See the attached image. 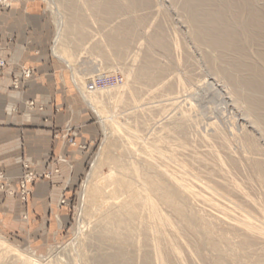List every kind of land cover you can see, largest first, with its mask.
Segmentation results:
<instances>
[{
  "label": "rangeland",
  "instance_id": "374dc122",
  "mask_svg": "<svg viewBox=\"0 0 264 264\" xmlns=\"http://www.w3.org/2000/svg\"><path fill=\"white\" fill-rule=\"evenodd\" d=\"M51 1L27 0L23 11L29 12L28 42L42 45L47 49L50 60L58 67L62 90L67 91L68 94L70 93L74 97L69 103L77 117V124L74 119L68 122L62 136L72 144L69 149V152L72 153V160H70L72 162L69 164L74 167L75 178H71L70 185L62 189L60 206L58 205L57 211L43 213L45 214V220H41L39 218L41 215L38 214L34 216L29 225L7 229L4 227V222H2L3 218H0V264H98L96 257L110 250L112 252L114 249L111 246L112 243L105 239L102 241L98 237L100 233H104V230H98L103 229L105 222L103 225L102 212L93 208L87 202L85 196L87 191L85 190L88 184L107 185L108 178L117 175L118 171L116 172L115 169L118 170V166L115 167L113 162L115 159L117 161L121 159L122 162L119 161L118 163L123 164V166H128L131 161L139 162L150 173L155 168H159V171L155 169L156 171L152 175L155 174L156 181H161L170 186L175 184L173 177L176 174L179 175L181 172L187 171L191 176L187 173L186 175H188L187 177L190 178V182L193 183L192 185L195 188L198 189L199 186L212 185L213 183L214 187H218L216 192H210L213 194L211 195L214 199H217V201L223 199L220 201L223 203L225 200L224 204L235 209L233 211L237 216L250 215L252 219L254 217L253 220L255 221L259 218L257 222H260V210L254 209L255 207L251 202L247 203L242 195L229 191L230 189L223 184L229 182L228 176L220 174L215 169V167L217 168V157L215 155L225 156L224 159L226 158L228 162L232 158L231 160L238 163L236 167L230 169L231 176L237 180L239 179L238 182H242L241 184L245 187V190L247 189L246 191L253 198L257 199L258 197L264 206V185L261 183L260 173L256 169L254 161L257 159L256 161L264 162L263 126L256 123L254 115L250 113L248 106H246L247 101L246 98L244 100L243 95L248 92V89L239 83V79H241L240 71L234 66L232 67L231 61L222 58L223 52L220 53L218 47L195 39L192 30L193 23L189 20L190 15L185 8V0H147L144 3L145 5L140 4L134 7L127 6V0H117L120 5L118 13L113 14L104 21L101 20L104 14L100 13L99 9L101 0H54L57 3L56 5ZM256 1L257 7L264 15V0ZM15 3L16 0H0V12L15 7ZM64 5L66 6L64 7ZM126 26L130 28V31L127 38L123 40L120 37L122 36L123 27ZM155 36L161 37L163 44H165L163 47L157 46L154 41ZM111 37L120 38L122 44L119 46L112 44ZM15 38L8 37L7 40L10 42ZM4 42L0 38V59L5 61V65L0 66V68L6 67L8 64V59L3 54ZM62 44L74 53L75 58L72 64H69L58 55V47ZM248 52L253 57L256 56L255 47L251 44ZM145 64L152 65L151 72H154L152 75L154 78L152 76L151 78L148 76L139 77L138 71ZM24 67L31 69L30 76L23 77L22 69ZM75 71L83 77L85 87L82 86L81 81L79 83ZM34 72L35 67L23 65L21 67L23 82L31 78ZM227 74L232 76L229 78ZM179 77L182 78L180 80L182 84L178 83ZM16 78L15 76L14 80ZM93 78L95 79L93 80ZM21 82L20 79L19 84L15 85L14 83L15 87H20ZM161 83L163 86L165 85V88L161 87ZM240 86L243 88H240ZM90 91L95 93L97 106L90 103L91 100L87 96ZM149 106H153L152 109ZM28 107L30 109L36 108V101H28ZM107 116L109 119H107ZM68 127L72 128L69 132ZM124 127L126 128L124 129ZM128 127L141 133L140 137L134 138L130 134L131 131L127 129ZM69 135L72 136L73 141H71ZM130 143L133 148L128 146ZM183 144L185 145L183 146ZM148 146H150L149 149L153 148L154 159L147 158L144 154V148H148ZM127 147L131 150H127ZM173 149H177L175 150L176 153H173ZM163 155L167 157L160 158ZM61 158L63 159V157ZM169 159L172 162H169ZM143 160H148V162ZM166 160V164L168 163L170 166L165 164ZM180 163H185L186 166L185 164H182V166ZM26 164L28 168L24 166L25 169L20 176L16 175L18 176L17 179L4 171L6 175L13 179L16 189L20 184L21 176H24L25 172L33 173L34 180L28 185L31 193L28 195L26 202L20 199L21 205L28 203L31 198L33 182H36L39 177L47 178L51 175L48 169L43 173H36L35 168L30 163L26 162ZM228 165L230 168V164ZM75 168L78 169L77 172H75ZM180 168H184V170ZM177 170L181 172L178 174V172H175ZM168 171L173 174L169 175ZM156 174L158 175L156 176ZM163 176H167V178H163ZM168 176L169 181L165 180L168 179ZM211 181L212 183H210ZM197 183L200 185H196ZM177 190L174 195L185 198V195L182 196L184 194L182 190ZM0 191L10 195L4 190ZM206 191L211 190L206 189ZM206 191L204 193L210 196ZM13 196L18 198L16 195ZM220 196L222 197L220 198ZM123 197L124 195L120 196V198ZM196 198L190 197L188 201L187 199L184 200L185 205H187L185 208L190 209V211L187 209L190 217V222H188L190 225L187 226L190 230L188 229V231L185 225L187 221L184 222L182 218L180 219L174 214L168 205L166 207V204L161 203L160 208L162 209L160 210L169 217L170 224L166 226L167 234L174 232V235L172 234L174 237L171 235V239L176 238L174 243L178 244L180 240L184 239V242L187 240V243L184 244L183 242L185 246L180 245L182 241L177 245L182 254L185 257L187 256L183 258L186 259L184 263L198 264L204 259L205 263H202L209 264L208 257L203 256V259L198 260L192 254L195 251L193 246L195 248L197 246L204 247L205 245L202 244L208 242L210 238L221 243L225 248L228 245L227 250L236 249L242 241L240 239H247L250 233L242 228L240 231L237 226L235 228V225L224 218L220 210L202 203L201 200L199 201ZM163 208L164 210L168 209L167 212ZM26 216V213H24V217ZM174 218L177 219V222ZM202 218L204 221L207 220L206 223L203 222ZM135 222H138V219ZM207 222L209 223L207 224ZM176 225H179L177 226L178 229L175 227ZM95 227H99V229ZM207 229L208 232L210 229L209 233L205 231ZM194 230L197 232H193ZM179 236L182 239H179ZM251 237L252 234L248 236V239ZM192 238L195 241H192ZM224 238H227L226 241L228 240L230 244L225 242ZM253 238L256 240V237L253 236ZM262 241L264 240L259 239L256 246L251 247L253 250L251 249L246 253L249 256L246 257L244 254L242 259L238 261L244 262L243 264H251L250 262L253 261L252 259L256 255V257H261L264 260V242ZM195 242H197V246ZM187 246L188 248H186ZM144 247L149 248L150 246L146 244ZM204 248L205 255H208V247L205 246ZM261 249L263 250L261 251ZM132 252L134 256L136 255L135 264H140L138 252L133 251V249ZM190 256L197 261L192 260ZM244 256L245 258H243ZM238 261H234L232 264H238Z\"/></svg>",
  "mask_w": 264,
  "mask_h": 264
},
{
  "label": "bare ground",
  "instance_id": "6f19581e",
  "mask_svg": "<svg viewBox=\"0 0 264 264\" xmlns=\"http://www.w3.org/2000/svg\"><path fill=\"white\" fill-rule=\"evenodd\" d=\"M101 1L102 2H100V5H99L100 8L99 9L101 11L100 13L104 14V16L102 17L101 20L104 21L105 19L109 18L113 14L118 13V11L120 9V5L118 4L117 0H101ZM146 1L147 0H143V1H141V0H127L126 3H127V6L134 7V6H137L140 4H144ZM51 2H53L55 5L57 4L56 1H54V0H52ZM256 2H257L256 0H185V6H186L185 8L189 12V15H190L189 20L191 21V23H193V29L192 30H193V35H194L195 39L199 42H207V43H210V44L218 47L221 51L220 53L223 52V54L221 55L222 58H226L229 61H231V63L233 64L232 67L234 66L237 70L240 71L239 74H241V79H239V83H240V85H242L243 87L248 89V92L244 93V95L242 94L244 96V100L246 98V101H247L246 106H248V110L250 111V113L254 115L256 123L263 126V131H264V15L259 10V8L257 7ZM65 6L66 5H64V7ZM98 16H100V15L98 14ZM129 31H130L129 27H127V26L123 27L122 36L120 38L123 40L126 39ZM120 38L111 37L110 41H112V44L119 46L120 44H122V40ZM154 41L157 44V46H159V47H163L165 45V44H163L164 42L160 36H155ZM250 44H251V46L255 47V55L256 56H254V57H253V55H251L248 52L249 48H250ZM57 53H59L58 55H60V57L64 60H66L69 64H72L73 59L75 58L74 53L69 48L65 47L63 44H62V46L58 47ZM147 53H148V51H147ZM148 58H149V56H148ZM147 61H148V59H147ZM139 67H140V65H139ZM151 67H152V65L150 66L149 64L143 65L140 68V70L138 71L139 77L140 76H142V77L148 76L151 78V76L154 73V72L153 73L151 72V70H152ZM134 71H135V69H134ZM75 73H76V78L78 79L79 83L81 81L83 84L82 86L85 87L86 85L83 83V80H82L83 77L78 75L76 71H75ZM132 73H134V72H132ZM179 73H181V72H179ZM178 76H179V74H178ZM227 76H229V78H230L232 75L227 74ZM139 77H137V78H139ZM180 77H179L178 83L182 84V81H180L182 78L180 79ZM94 79L95 78H93V80ZM146 80H148V79H146ZM230 81H232V80H230ZM233 83H234V81H233ZM235 85H233V86H235ZM162 86L163 85L161 83V87ZM163 87L165 88V85ZM243 87L240 86V88H243ZM241 90L245 91L244 89H241ZM241 90H240V93L242 92ZM110 94H112V93H110ZM87 96L91 100L90 103L92 105L97 106L96 105V99L97 98L95 96V93L90 91L89 93H87ZM122 101H123V99H122ZM174 103H175V101H174ZM149 107L152 109L153 106L152 107L149 106ZM151 109H150V111H151ZM164 111H163V113H164ZM152 112H153V110H152ZM134 113H135V111H134ZM182 114H183V112H182ZM189 117H191V116H189ZM107 119H109L108 116H107ZM125 128L126 127H124V129ZM127 129H129L131 131L130 134L134 138L140 137L141 133H139L138 131H134L130 127H128ZM166 134H169V133H166ZM184 145L185 144H183V146ZM128 146L133 148L131 143L128 144ZM149 147L150 146H148V148L147 147L144 148V152H145L144 154H145V156H147V158H153L154 159L155 156H153V148L149 149ZM159 148H160V146H159ZM128 149H130V148L127 147V150ZM175 150H177V149H175ZM175 150L173 153H176ZM215 156L217 157V168L215 167V169L220 174H223L224 176H228L227 178H228L229 182H227V183L221 182V183H223L226 187H228L230 189L229 191H233V192L237 193L238 195L239 194L242 195L245 198V200H247V203L251 202L253 204V206L255 207L254 209H256V208L259 209L260 210L259 213L261 214V221L260 222H257L259 220V218H258V220L255 221V220H253L254 217L252 219V217L250 215L245 214V215L237 216V214L234 212L235 209H232V207L231 208L227 207L229 205L226 204L227 205L226 206L224 204L225 200L223 203V202H220L223 199H221L219 201H217V199H214V197H212L213 194L210 192H212V191L216 192L218 190V187H216V186L214 187L212 181L210 182V183H212V185L211 184H204L203 186H199L200 184L198 185V183H197L196 185L199 186L197 189V187L195 188L192 185L193 183L190 182V178L187 177L188 176V175H186L187 171L186 172L180 171L181 174H179L180 172H178L179 170H177L175 172H178L179 175L176 174V176L173 177L175 180V182H174L175 184H172V185L175 188H172L173 187L172 185L170 186V185L164 184L161 181H156V179L154 178L155 174L152 175L154 171H156V170L159 171L158 170L159 168L158 169L155 168L156 170L154 169V171H152V173H150L139 162H136V161L132 162L130 160L131 162L129 163L128 166H125V165L123 166V164L121 165V163H118L121 159H119L118 161H117V159H115L113 162L115 163V167L118 166V170H117V168L115 169L116 172L118 171L117 175H113L110 177L108 176L109 178H108L107 183H106L107 185H105V184H95V185L90 184L89 185L88 184L86 186V190H85V191H87V193H85V196L87 197V202L90 203L93 208H96L97 210H100L102 212L101 215H102L103 225L105 222L104 227H102L103 229H101V228L99 229V227L98 228L95 227V228L99 229L98 231L104 230L103 231L104 233L103 234L100 233V235L98 237H99V239H102V241H103V239H105L108 242L112 243L111 246H113V248H114L112 252L110 250L109 252H104V253L100 254L98 257H96V261L98 262V264H135L134 259H135L136 255L134 256L132 249H133V251L138 252L137 255H138V259H139L140 264H185L184 262H186V261H184V260H186V259H183L185 256L182 254V251L179 249V246H177V245L181 241H182V244H180V245H184L185 243H187V240H186V242H184V239H183V240H180V242L178 244H175L174 240L176 238L171 239V235L174 232L172 231L173 232L172 234H170V232H169L170 236L167 234L168 232H167L166 226L168 224H170V221H169V217H167L165 215V212H162V210H160V209H162V208H160L161 207L160 204L161 203L166 204V207L169 206L171 208V209L170 208L169 209L172 210V212L174 214H176L178 217H180V219L182 218V220H184V222L187 221V224H185L186 228H187V226L190 225V223L188 224V222H190V217H189V214L187 212V209H189V208H187V209L185 208V206L187 207V205H185L186 202H184V200L187 199V201H188L189 200L188 198H190V197H193V198L197 197L196 199L199 201L201 200L202 203H206L207 205L214 206L215 209L221 211L222 215L224 216V218L228 222L235 225V228L237 226V228L239 227L238 229H240V231L242 229H245L246 231H248V233L252 234V237L248 239V236H250V234L248 235V233H247V235H248L247 239L246 238L240 239V240H242L241 243H239L238 246L236 245L237 246L236 249L231 248V250L226 249L228 247V245L225 248L221 243L213 241V239L209 238L208 242H206L205 244H202L203 246L205 245L208 247V250H209V251H207V252H209L208 255H205L206 251H203V248L205 246L204 247H198L196 245L197 242H195V245L198 248L197 247L195 248V246H193L194 247L193 250H195V251L192 254H194L198 260L201 259L203 256L208 257L209 258L208 260H210V261H208V263L210 262L209 264H232L234 261L241 260L242 256L244 254L246 255V257L249 256L246 253L251 251V249L253 248V245L256 246V242L258 243L259 239L264 240V206L261 204V202L257 196H256L257 199L255 197L253 198V196H251L250 193L246 191L247 189L245 190V187L242 186V184H241L242 182H240V181H239L240 183L238 182L239 179L237 180L231 176L230 169L236 167V165H238V163L235 160H231L232 158H230V161L228 162L226 160V158L224 159L225 156L223 157L222 155H219V154H216ZM226 156H227V154H226ZM162 157H167V156H164V155L160 156V158H162ZM164 160H165V158H164ZM256 160H254L255 166H256V169L258 170V172L260 173L259 178H261V183H263V185H264V162L256 161ZM143 161L148 162V160H146V161L143 160ZM170 161L171 160L169 159V162ZM120 162H122V161H120ZM166 162H167V160L165 161V164H166ZM207 162L209 163V161H207ZM227 163L230 164V166H231L230 168H229V165ZM149 164H151V163H149ZM182 164H185V163H182ZM251 165H253V164H251ZM147 166H149V165H147ZM185 166H186V164H185ZM151 167H153V166H151ZM154 167H156V166H154ZM250 168L252 169L253 166ZM180 169L184 170V168H180ZM173 170H175V169H173ZM165 171H166V169H165ZM232 171H233V169H232ZM168 174L170 175L173 173H169V171H168ZM187 174H189V173H187ZM197 174H196V176H198ZM157 175L158 174H156V176ZM165 177L167 178V176H165ZM165 177L163 176V178H165ZM205 178H207V177H205ZM217 179H219V178H217ZM165 180L169 181V176H168V179H165ZM203 180H204V177H203ZM215 182H216V180H215ZM201 183H203V182H201ZM253 185H255V184H253ZM177 189L182 190V192L184 193V194H182V196L185 195V198H181L180 196L176 197L174 195V194H176ZM206 189H210L211 191H206ZM204 191L208 192V195L210 194V196H207V194L204 193ZM219 192H217V193H219ZM123 195H124V197L120 198V196H123ZM229 195H230V193H229ZM234 195H232V196H234ZM221 197L222 196H220V198ZM110 199H112V200L110 201ZM193 200H195V199H193ZM189 204H190V202H189ZM190 205H192V203ZM248 205H250V204H248ZM248 205H246V206L248 207ZM91 206H89V207L91 208ZM105 207L107 209H104ZM250 208H251V206H250ZM163 210H164V208H163ZM166 210H168V209H165L164 211H166ZM193 210H194V208H193ZM193 210H191V211L193 212ZM245 210H246V208H245ZM189 211H190V209H189ZM249 212H250V210H249ZM166 214L168 215V213H166ZM169 214L171 215L170 212H169ZM192 214H195V213H192ZM206 215H209V214H206ZM192 216H194V215H192ZM198 216L200 217L201 215H198ZM252 216H253V214H252ZM205 218H206V216H205ZM137 219H138V222H135V220H137ZM174 219L177 222V219L176 218H174ZM180 219H179V222H180ZM192 219H193V217H192ZM206 219L209 220L208 218H206ZM202 220H203V218H202ZM207 220H205V221L203 220V222L206 223ZM98 221H99V219H98ZM191 221L193 222V220H191ZM198 222H200V221H198ZM224 222H226V221H224ZM100 223H99V225H100ZM180 223H177V224H180ZM208 223L209 222H207V224ZM195 224H197V222H195ZM195 224H194V226H196ZM211 224L212 223L210 222V225ZM181 225H183V224H181ZM177 226H179V225L175 226L178 229L179 227H177ZM215 227H217V226H215ZM195 228H197V226ZM170 229H172V228H170ZM188 229L189 228H187V231H188ZM98 231L96 230V232H98ZM180 231H182V230L180 229ZM195 231L196 230H194L193 232H195ZM198 231H200V230H198ZM205 231L208 232V229ZM209 232H210V229H209ZM183 233H184V231H183ZM178 235H180V234H178ZM187 235H188V233L186 234V236ZM226 235H223V236H226ZM189 236H191V235H189ZM253 236L256 237V240H255V238H253ZM175 237H176V234H175ZM179 237H180L179 239H182L181 236H179ZM228 238L231 239L230 237H228ZM186 239H188V238H186ZM226 239H225V242L228 243V240L226 241ZM188 241H189V239H188ZM192 241H195V239L193 240V238H192ZM175 242H176V240H175ZM183 242H184V244H183ZM230 242H231V240H230ZM238 242H239V240H238ZM262 242H264V241H262ZM235 243L237 244V242H235ZM146 244H147V246L149 245L150 247L145 248L144 245H146ZM228 244H230V243H228ZM191 245H193V244H191ZM231 246H229V247H231ZM232 247H234V246H232ZM130 248H132V249H130ZM186 248H188V246ZM106 250H108V249H106ZM204 250H205V248H204ZM262 250L263 249H261V251ZM250 254H251V252H250ZM252 254H254V253H252ZM256 256L252 259L253 260L252 262H250L251 260L250 261L248 260V261L251 264H264L263 258L261 259V257L259 258ZM190 257L192 258V260H196V259H193L192 256H190ZM243 258H245V256ZM249 259H250V257H249ZM204 261L205 260L203 259L202 262L205 263ZM202 262H200L198 264H203ZM249 262H247V263H249ZM240 263L243 264L244 262L238 261V264H240Z\"/></svg>",
  "mask_w": 264,
  "mask_h": 264
},
{
  "label": "crops",
  "instance_id": "0c3cea01",
  "mask_svg": "<svg viewBox=\"0 0 264 264\" xmlns=\"http://www.w3.org/2000/svg\"><path fill=\"white\" fill-rule=\"evenodd\" d=\"M26 2L16 0L15 7L0 12V38L5 41L3 54L8 59L7 66L0 68V169L17 179L28 162L36 173L48 169L51 175L33 182L32 196L23 205L20 199L0 191V218L7 229L29 225L38 214L45 220L43 213L57 211L62 189L75 176L69 164L72 144L62 136L65 125L77 121L69 103L74 97L62 90L58 67L47 49L28 42ZM8 37L16 38L8 42ZM23 65L35 67L25 82ZM15 76L22 81L20 87L14 85ZM30 100L36 101V108L28 107Z\"/></svg>",
  "mask_w": 264,
  "mask_h": 264
},
{
  "label": "built area",
  "instance_id": "2783aa9c",
  "mask_svg": "<svg viewBox=\"0 0 264 264\" xmlns=\"http://www.w3.org/2000/svg\"><path fill=\"white\" fill-rule=\"evenodd\" d=\"M5 61L0 59V66H4ZM23 77H28L31 75V69L24 67ZM20 78L17 77L15 80V85L19 84ZM72 127V126H71ZM71 127H68V132L71 131ZM70 136V135H69ZM71 141H73L72 136H70ZM25 168H28V165L24 164ZM24 168V169H25ZM34 180L33 173L25 172L24 176H21V181L18 188H15L13 179L6 175V173L0 169V190H4L10 195H16L19 199L26 202L28 195L31 193V190L28 188V185Z\"/></svg>",
  "mask_w": 264,
  "mask_h": 264
}]
</instances>
